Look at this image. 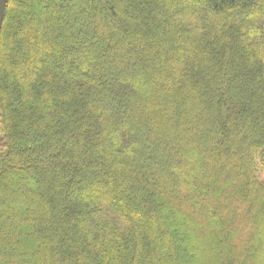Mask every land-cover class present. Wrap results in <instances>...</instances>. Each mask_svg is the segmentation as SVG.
I'll return each mask as SVG.
<instances>
[{
    "label": "trees",
    "instance_id": "obj_1",
    "mask_svg": "<svg viewBox=\"0 0 264 264\" xmlns=\"http://www.w3.org/2000/svg\"><path fill=\"white\" fill-rule=\"evenodd\" d=\"M260 164L264 0H7L0 264H264Z\"/></svg>",
    "mask_w": 264,
    "mask_h": 264
},
{
    "label": "water",
    "instance_id": "obj_2",
    "mask_svg": "<svg viewBox=\"0 0 264 264\" xmlns=\"http://www.w3.org/2000/svg\"><path fill=\"white\" fill-rule=\"evenodd\" d=\"M6 6H7V0H0V33L4 22Z\"/></svg>",
    "mask_w": 264,
    "mask_h": 264
},
{
    "label": "rangeland",
    "instance_id": "obj_3",
    "mask_svg": "<svg viewBox=\"0 0 264 264\" xmlns=\"http://www.w3.org/2000/svg\"><path fill=\"white\" fill-rule=\"evenodd\" d=\"M259 176L262 181H264V165H259ZM185 214V213H184ZM187 218H190L188 215L185 214ZM189 220V219H188Z\"/></svg>",
    "mask_w": 264,
    "mask_h": 264
}]
</instances>
